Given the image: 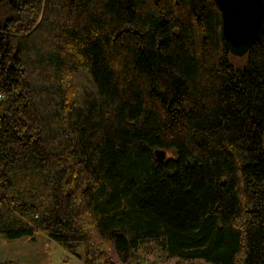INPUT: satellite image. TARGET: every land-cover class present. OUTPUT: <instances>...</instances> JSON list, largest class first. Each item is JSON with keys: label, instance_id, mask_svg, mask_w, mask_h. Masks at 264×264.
I'll return each instance as SVG.
<instances>
[{"label": "trees", "instance_id": "16d2710c", "mask_svg": "<svg viewBox=\"0 0 264 264\" xmlns=\"http://www.w3.org/2000/svg\"><path fill=\"white\" fill-rule=\"evenodd\" d=\"M222 30L215 0H0V242L264 264V35Z\"/></svg>", "mask_w": 264, "mask_h": 264}, {"label": "rangeland", "instance_id": "374dc122", "mask_svg": "<svg viewBox=\"0 0 264 264\" xmlns=\"http://www.w3.org/2000/svg\"><path fill=\"white\" fill-rule=\"evenodd\" d=\"M140 253L147 259L160 264L177 262V259L168 260L166 258L160 242L143 244ZM78 254L82 255L83 252L80 250ZM0 262L8 264H83L77 256L68 253L42 233H38L34 239H3L0 242Z\"/></svg>", "mask_w": 264, "mask_h": 264}, {"label": "water", "instance_id": "95a60500", "mask_svg": "<svg viewBox=\"0 0 264 264\" xmlns=\"http://www.w3.org/2000/svg\"><path fill=\"white\" fill-rule=\"evenodd\" d=\"M222 13L223 38L233 57L242 58L264 35V0H215ZM159 161L166 152L156 151Z\"/></svg>", "mask_w": 264, "mask_h": 264}, {"label": "built area", "instance_id": "2783aa9c", "mask_svg": "<svg viewBox=\"0 0 264 264\" xmlns=\"http://www.w3.org/2000/svg\"><path fill=\"white\" fill-rule=\"evenodd\" d=\"M4 100V96L2 94H0V104L1 102Z\"/></svg>", "mask_w": 264, "mask_h": 264}]
</instances>
